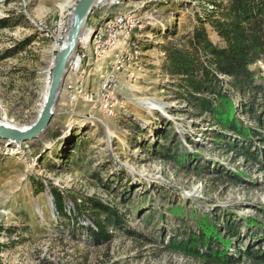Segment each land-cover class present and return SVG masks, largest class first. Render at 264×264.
I'll use <instances>...</instances> for the list:
<instances>
[{"label":"rangeland","instance_id":"rangeland-1","mask_svg":"<svg viewBox=\"0 0 264 264\" xmlns=\"http://www.w3.org/2000/svg\"><path fill=\"white\" fill-rule=\"evenodd\" d=\"M78 1L0 0V20H7L0 29V124L23 128L37 120L56 46L65 40ZM219 1L226 0L92 7L46 130L20 144L0 139V264H203L163 251V244L213 212L238 226L243 246L251 231L244 220L264 225L262 164L235 159L216 144L215 126L188 112L162 74L163 46L190 33L198 15ZM120 17L126 22L114 39L115 27L105 23ZM103 30L101 43H109L97 45ZM78 54L83 59L76 70ZM251 69L261 92L231 95L236 117L256 127L240 111L247 103L264 129V63ZM161 146L181 156V164L159 160ZM51 189L61 193L65 217ZM88 197L121 215V226L108 229L110 239L98 245L88 232L95 228L82 203Z\"/></svg>","mask_w":264,"mask_h":264},{"label":"trees","instance_id":"trees-1","mask_svg":"<svg viewBox=\"0 0 264 264\" xmlns=\"http://www.w3.org/2000/svg\"><path fill=\"white\" fill-rule=\"evenodd\" d=\"M204 12L206 14L198 15L190 33L163 46V77L169 80L170 93L188 112L207 116L215 126L211 134L216 144L222 143L235 159L261 163L264 170L262 117L255 115L247 103L240 104V111L252 116L256 127L245 124L236 117L237 106L231 95L254 98L262 90L255 83L251 67L257 62L264 63V0L219 1ZM6 22V19L0 20V29L7 26ZM208 28L218 36L220 43L211 41ZM259 100L264 109V98ZM157 151L159 160L182 162V157H176L169 148L161 146ZM51 193L56 211L65 217L61 193L54 189ZM82 203L94 215L95 228H88L89 236L97 245L107 242L111 237L107 230L121 226V215L92 197ZM74 206H78L77 203ZM244 222L251 230L250 240L244 246L238 239V226L228 217L222 221L213 212L198 218L196 229L170 236L162 249L203 264H234L239 260L264 264V225L255 218H246ZM254 238L256 242L251 241ZM231 247L234 253L229 252Z\"/></svg>","mask_w":264,"mask_h":264},{"label":"water","instance_id":"water-1","mask_svg":"<svg viewBox=\"0 0 264 264\" xmlns=\"http://www.w3.org/2000/svg\"><path fill=\"white\" fill-rule=\"evenodd\" d=\"M100 0H79L73 7L70 26L64 47L57 52L47 93L37 120L30 126L18 128L0 124V139L14 144L28 142L38 138L48 127L53 116L56 99L62 89L68 65L73 56L79 36L92 7Z\"/></svg>","mask_w":264,"mask_h":264},{"label":"built area","instance_id":"built-area-1","mask_svg":"<svg viewBox=\"0 0 264 264\" xmlns=\"http://www.w3.org/2000/svg\"><path fill=\"white\" fill-rule=\"evenodd\" d=\"M110 1H112V0H101V1L97 2L96 5H95L94 7H98L99 9H102L103 7H108V8H110ZM94 7H93V8H94ZM121 23H122V21H121ZM121 23H120V24H121ZM120 24H119V26H118L117 28L114 29V39H115V37H116V33H117L118 29H120ZM135 24H136V23H131V29H130V31L132 30V27H133ZM130 31H129V32H130ZM129 32H128V34H129ZM103 33H104V30H103L102 34L99 36V39H98V41H97V45L101 43ZM113 41H114V40H113ZM113 41H111V42H113ZM106 43H109V42H102L101 45H104V44H106ZM82 59H83V57H80L79 54H78V58H77V59H74V60H75V69H76V70L79 69V67H80V65H81V61H82ZM118 65H119V64H118ZM118 68H119V66H118Z\"/></svg>","mask_w":264,"mask_h":264},{"label":"bare ground","instance_id":"bare-ground-1","mask_svg":"<svg viewBox=\"0 0 264 264\" xmlns=\"http://www.w3.org/2000/svg\"><path fill=\"white\" fill-rule=\"evenodd\" d=\"M101 1V0H100ZM123 3V0H112V1H110V4H111V6L113 5V6H119L120 4H122ZM121 21H122V23H121ZM125 22H126V20L124 19V17H120V18H118V19H116V18H113V19H109L106 23H105V25H108V24H110L111 25V27H115V28H117L118 26H119V24H120V27H122V25H124L125 24ZM69 26H70V23H68V27H67V33H66V36H65V40H64V42H63V44L61 45V46H56V49L59 51V50H61L63 47H64V45H65V42H66V40H67V34H68V31H69ZM96 36V35H95ZM57 51V52H58ZM52 67H53V65H52ZM48 84H49V82H48ZM48 88V87H47ZM46 93H47V89H46ZM45 96H46V94H45ZM45 99V98H44Z\"/></svg>","mask_w":264,"mask_h":264}]
</instances>
